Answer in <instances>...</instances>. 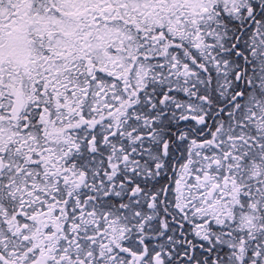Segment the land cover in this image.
Here are the masks:
<instances>
[{"label":"snow or ice","instance_id":"obj_1","mask_svg":"<svg viewBox=\"0 0 264 264\" xmlns=\"http://www.w3.org/2000/svg\"><path fill=\"white\" fill-rule=\"evenodd\" d=\"M0 264H264V0H0Z\"/></svg>","mask_w":264,"mask_h":264}]
</instances>
